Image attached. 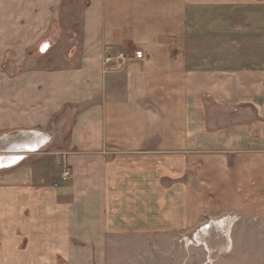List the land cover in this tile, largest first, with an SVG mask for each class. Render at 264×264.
<instances>
[{"label":"crops","instance_id":"0c3cea01","mask_svg":"<svg viewBox=\"0 0 264 264\" xmlns=\"http://www.w3.org/2000/svg\"><path fill=\"white\" fill-rule=\"evenodd\" d=\"M65 1L0 0V264L264 239V0H78L55 31Z\"/></svg>","mask_w":264,"mask_h":264},{"label":"rangeland","instance_id":"374dc122","mask_svg":"<svg viewBox=\"0 0 264 264\" xmlns=\"http://www.w3.org/2000/svg\"><path fill=\"white\" fill-rule=\"evenodd\" d=\"M68 1L69 3H67V7L69 9L64 8L63 4L61 6H56L54 9L53 26L55 27V31L57 30V27L59 29L60 26H64L65 29H67L66 27L68 26H73V21H75L74 26L79 25V16L82 14V11L84 9V6L81 4L84 3L82 2L81 4H79L78 0ZM63 10L65 11V14L62 13ZM62 18H64L63 21ZM55 35L57 34H54V37H56ZM64 38L65 35L63 36L62 34H59L57 37L56 45L59 48L53 54L54 62L61 59V47H65V44H67ZM41 49L42 50H39L41 51L39 53L44 54L43 48ZM131 54H134V51L131 50ZM109 55L113 56L116 54ZM125 57L126 59L123 65L129 59L135 58L134 55L126 54ZM42 67V64L38 65L39 69H41ZM24 68H28V66L23 67V70H25ZM56 68L58 69L60 67L58 66ZM59 116L60 115L56 117L57 120H60ZM198 235H200L198 239L199 243L206 247L197 245L196 237ZM152 254L148 259H141V262L136 259V261H138V263L136 264H264V239L263 236L259 237L253 235L252 233L244 235L238 230L231 233V229L229 234L226 233L225 235L223 231H221V229L212 227L207 232H196L187 240L177 243L176 247L174 244L168 243L165 247V250L154 251L152 252ZM121 258L123 257H117L114 259V261H120ZM129 259L130 257L126 256L125 259L122 260V262H125Z\"/></svg>","mask_w":264,"mask_h":264},{"label":"built area","instance_id":"2783aa9c","mask_svg":"<svg viewBox=\"0 0 264 264\" xmlns=\"http://www.w3.org/2000/svg\"><path fill=\"white\" fill-rule=\"evenodd\" d=\"M125 54L124 53H118L116 55H109L106 57L105 59V63L107 65H109V67H113V68H116V69H119L122 67L123 63L125 62ZM71 172L68 168V166H66L64 168V172H63V180L64 181H68L70 178H71Z\"/></svg>","mask_w":264,"mask_h":264},{"label":"bare ground","instance_id":"6f19581e","mask_svg":"<svg viewBox=\"0 0 264 264\" xmlns=\"http://www.w3.org/2000/svg\"><path fill=\"white\" fill-rule=\"evenodd\" d=\"M27 145H25V147H26ZM28 147V146H27ZM19 160H20V158L19 157H14V156H12V157H6V155H0V168H5V167H8V168H10L11 166L10 165H12L13 163H17V162H19ZM212 226H214V227H219V228H223V227H225V223L224 222H222V223H217V224H213V225H209V226H207V227H205V229H210V228H212ZM203 231V230H202ZM198 239V238H197ZM196 242H197V245L198 246H204V245H202L201 243H199V241L198 240H196ZM205 247V246H204Z\"/></svg>","mask_w":264,"mask_h":264}]
</instances>
